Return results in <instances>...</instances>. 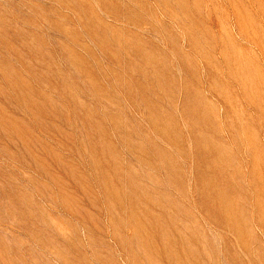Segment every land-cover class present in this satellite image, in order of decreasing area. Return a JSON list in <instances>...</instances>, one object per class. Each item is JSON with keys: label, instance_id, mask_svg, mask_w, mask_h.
<instances>
[{"label": "rangeland", "instance_id": "obj_1", "mask_svg": "<svg viewBox=\"0 0 264 264\" xmlns=\"http://www.w3.org/2000/svg\"><path fill=\"white\" fill-rule=\"evenodd\" d=\"M0 264H264V0H0Z\"/></svg>", "mask_w": 264, "mask_h": 264}]
</instances>
